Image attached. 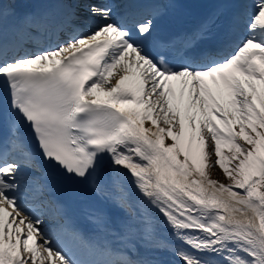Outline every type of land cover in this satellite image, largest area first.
<instances>
[{"label":"snow or ice","instance_id":"obj_1","mask_svg":"<svg viewBox=\"0 0 264 264\" xmlns=\"http://www.w3.org/2000/svg\"><path fill=\"white\" fill-rule=\"evenodd\" d=\"M38 259L264 264V0H0V264Z\"/></svg>","mask_w":264,"mask_h":264},{"label":"bare ground","instance_id":"obj_2","mask_svg":"<svg viewBox=\"0 0 264 264\" xmlns=\"http://www.w3.org/2000/svg\"><path fill=\"white\" fill-rule=\"evenodd\" d=\"M145 124L147 125L148 124V122L147 121H145ZM218 179V178H217Z\"/></svg>","mask_w":264,"mask_h":264}]
</instances>
